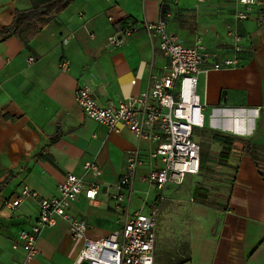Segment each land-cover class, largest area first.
Listing matches in <instances>:
<instances>
[{
  "label": "crops",
  "instance_id": "0c3cea01",
  "mask_svg": "<svg viewBox=\"0 0 264 264\" xmlns=\"http://www.w3.org/2000/svg\"><path fill=\"white\" fill-rule=\"evenodd\" d=\"M44 1L0 0V29L16 11ZM162 4L167 29L184 45L199 38L206 50L230 55V33H237L244 51L240 65L215 70L207 63L197 77L203 125L193 129V137L200 145L199 172L205 163L214 165L221 168L220 180L230 175V183H220L216 202L190 198L183 209L185 230H156L154 264H264V181L257 167L237 151L225 165L212 161L224 148L215 135L249 140L258 156L264 155V24L258 6L247 19H237L242 10L237 0H71L30 40L0 38V264L21 263L22 250L12 248L18 232L31 228L38 198L56 195L67 174L80 177L86 187L99 186L94 199L82 194L67 209L88 224L90 239L121 229L127 213H147L156 204L158 213L166 211L176 188L197 191L199 172L162 191L143 182L156 164L149 155L154 143L121 124L114 131L88 118L75 101V91L87 86L100 104H116L166 74L168 59L158 37L141 26L118 47L105 42L125 27L157 20ZM131 151L143 162L118 207L111 194ZM86 162L97 164L100 174L85 170ZM23 188L36 196L9 209L6 202ZM82 243L58 218L42 229L33 264H72Z\"/></svg>",
  "mask_w": 264,
  "mask_h": 264
},
{
  "label": "built area",
  "instance_id": "2783aa9c",
  "mask_svg": "<svg viewBox=\"0 0 264 264\" xmlns=\"http://www.w3.org/2000/svg\"><path fill=\"white\" fill-rule=\"evenodd\" d=\"M237 2L242 6L235 14L237 19H247L253 7L258 6V21L264 24V0ZM160 12L157 20L125 27L120 34L107 36L105 42L108 46L118 47L125 36L141 26L148 34L158 37L159 49L168 59L166 74L116 104H100L87 86L75 91V101L88 118L114 131H118L121 124L138 139L154 143L149 155L156 164L141 180L158 191H162L167 183L180 184L186 175L197 174L200 170V145L193 137V129L203 125L202 106L196 91L202 67L207 63L215 70L238 66L244 51L243 37L237 33H230V55L220 57L218 50H206L199 38L193 45H184L175 32L167 29L163 4ZM142 162L138 151L127 153L124 171L111 194L118 207L130 195L136 169ZM84 169L100 174L95 163L86 162ZM98 191L97 184L86 187L80 177L70 173L58 184L56 195L38 198L35 222L29 230H20L12 244L13 249L23 252L20 264H33L42 229L53 226L58 218L66 220L70 235L83 242L72 264H154L158 205H153L147 213H127L121 229L102 238L90 239L85 235L88 224L72 218L67 209L82 194L94 199ZM28 195L36 196V193L23 188L19 196L5 205L13 210Z\"/></svg>",
  "mask_w": 264,
  "mask_h": 264
},
{
  "label": "trees",
  "instance_id": "16d2710c",
  "mask_svg": "<svg viewBox=\"0 0 264 264\" xmlns=\"http://www.w3.org/2000/svg\"><path fill=\"white\" fill-rule=\"evenodd\" d=\"M71 0H47L29 9L16 11L10 24L0 29V38L16 36L22 42L33 38L56 13L63 11ZM214 139L224 144V148L216 157L212 158L218 165H225L231 151H237L251 157L264 181V155L259 157L254 144L249 140L232 139L222 135H215ZM203 153V148H202ZM201 162V159H200Z\"/></svg>",
  "mask_w": 264,
  "mask_h": 264
},
{
  "label": "rangeland",
  "instance_id": "374dc122",
  "mask_svg": "<svg viewBox=\"0 0 264 264\" xmlns=\"http://www.w3.org/2000/svg\"><path fill=\"white\" fill-rule=\"evenodd\" d=\"M221 168H215L214 165L205 163L203 169L199 174L196 175V185L198 187L197 191L194 190L192 193L191 189L188 187H182L181 189H175L176 195L178 197L172 196L173 200L167 207V210L164 211L161 209L157 215V226L156 230L165 232H177L183 231L186 229L187 222L184 219V210L188 207L190 198L194 199L197 197H204L209 202L217 200V192L220 187V183L229 184V177L220 180L222 173H220ZM229 182V183H228ZM175 184V183H173ZM176 185V184H175ZM182 185V183L177 184ZM188 186V182L186 184ZM178 199V200H176ZM180 199V200H179ZM166 208V207H165ZM177 208V209H176ZM176 210V211H175ZM184 211V212H183Z\"/></svg>",
  "mask_w": 264,
  "mask_h": 264
}]
</instances>
